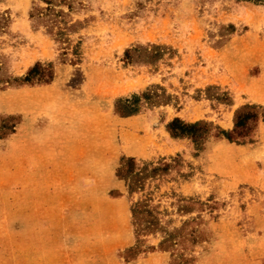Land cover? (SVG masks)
<instances>
[{"label":"rangeland","instance_id":"374dc122","mask_svg":"<svg viewBox=\"0 0 264 264\" xmlns=\"http://www.w3.org/2000/svg\"><path fill=\"white\" fill-rule=\"evenodd\" d=\"M0 264H264V0H0Z\"/></svg>","mask_w":264,"mask_h":264},{"label":"trees","instance_id":"16d2710c","mask_svg":"<svg viewBox=\"0 0 264 264\" xmlns=\"http://www.w3.org/2000/svg\"><path fill=\"white\" fill-rule=\"evenodd\" d=\"M47 1V0H44ZM246 113L238 114L237 120L235 121V128L232 130V133L229 132H223L227 139H232L231 134H235L236 136L244 137L247 136L250 127L245 122L251 118L248 117ZM198 123L188 124L184 123L178 118L173 119L168 125L167 129L169 132L174 136H182L186 134L188 131L191 132L190 136L196 140L197 136L194 135L193 131L197 128ZM133 162L131 159L129 160V163Z\"/></svg>","mask_w":264,"mask_h":264},{"label":"crops","instance_id":"0c3cea01","mask_svg":"<svg viewBox=\"0 0 264 264\" xmlns=\"http://www.w3.org/2000/svg\"><path fill=\"white\" fill-rule=\"evenodd\" d=\"M88 156H89V158H90V153L88 154ZM90 191H92V190H95V186H90L89 188H88ZM85 190H87V189H85ZM48 191H50V188H48V190H46V192H48ZM88 191V190H87ZM86 191V192H87ZM46 203L45 202H42V205H45ZM66 203H65V201L63 200V201H58V203L56 204V212L55 213H58V215H59V217H61V218H63V217H65L66 215H64V213H66L67 211H65V212H63L64 211V209H63V207H65L64 205H65ZM81 207H82V205H81ZM68 209H69V207H68ZM69 211V210H68ZM102 228V227H101Z\"/></svg>","mask_w":264,"mask_h":264}]
</instances>
